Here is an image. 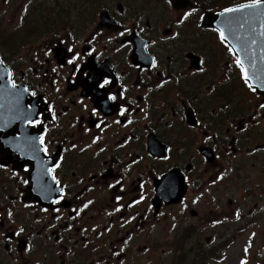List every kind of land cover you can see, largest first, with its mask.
Returning <instances> with one entry per match:
<instances>
[{"label": "flooded vegetation", "instance_id": "obj_1", "mask_svg": "<svg viewBox=\"0 0 264 264\" xmlns=\"http://www.w3.org/2000/svg\"><path fill=\"white\" fill-rule=\"evenodd\" d=\"M97 5L92 16L88 0H0V58L22 87L14 103L23 112L18 123L3 120L8 109L0 112L1 257L29 264L45 232L50 247L66 245L82 229L109 226L111 235L119 220L112 242L102 231L86 241L111 247L106 255L96 250L95 264H116L135 240L164 227L163 220L170 225L176 208L179 250L207 231L198 252L213 253L216 263L225 247L239 263L240 251L253 261L262 256L264 95L245 78L233 47L202 27L198 5L176 13L198 12V26L215 34L206 44L181 38L185 23L178 19L161 40L133 9ZM15 25L22 27L16 41ZM97 203L105 210L88 225ZM31 218L44 233L28 228Z\"/></svg>", "mask_w": 264, "mask_h": 264}, {"label": "rangeland", "instance_id": "obj_2", "mask_svg": "<svg viewBox=\"0 0 264 264\" xmlns=\"http://www.w3.org/2000/svg\"><path fill=\"white\" fill-rule=\"evenodd\" d=\"M89 5L91 8H89L91 14L98 11L99 5H97V2L100 4L101 1H103V4H110L112 1L114 3L118 4L121 3L124 8H126L128 11H135V16L140 17V26H145V22L147 19H149V22L152 24L153 31H157V36L161 40H163L164 33L166 34V30L169 29L171 26L174 25L175 20L178 19V21L181 23H185L183 27L178 28L179 31H181V38L186 37H193L198 36L201 38H204V43L211 41L210 39L215 38V34L208 30H202L200 26H198L199 22L196 18V14L198 12L189 10L184 13L177 12L175 8H173L170 3L167 0H88ZM196 6L198 5L202 12L206 11H219L222 9H225L227 7L238 5L242 3H252L255 0H192ZM184 13V14H183ZM183 14L182 18L180 19L181 15ZM54 15V14H53ZM93 16V14H92ZM10 17L14 19L15 16V9L11 10ZM42 19V18H40ZM54 19V16L52 17ZM137 19V18H136ZM180 19V20H179ZM51 21V20H50ZM129 21V25H133L134 21L133 18L127 17L126 22ZM94 27V26H92ZM94 28H91L93 30ZM22 30V27H19L18 25L13 26L11 38L15 39L19 33V31ZM158 38V39H159ZM16 41V39L14 40ZM212 42V41H211ZM216 43V42H214ZM219 44V43H218ZM259 95L260 92H257ZM258 103V102H257ZM257 103L253 105V110H255ZM239 106L242 108L244 106H247L243 104L242 102H239ZM237 118H240L239 115H237ZM78 172H81V168H77ZM142 204H137L135 207L132 208V210H135V215L138 213V210L141 208ZM106 206V205H105ZM105 206H103V203H97L93 207V212H91L89 215H87V224L90 225L92 222H95V217H97V214L100 215V219L102 216L101 210H105ZM146 207V206H144ZM111 208V207H110ZM161 212H164L161 210ZM175 218L171 221L170 225H167L166 222L163 220V226L157 227L153 232L150 233L149 237L146 239H139L135 240V249L132 251H129L128 254L121 258L116 262V264H218L215 261H213V253H209V258L206 254L198 252V245H205L206 239L211 236L210 232H203L200 235L199 242L193 243L192 245H184V247L180 249V229L179 225H181L180 221V214L181 210L180 208L175 209ZM116 218V217H115ZM98 219V220H100ZM97 220V222H99ZM108 220V219H107ZM115 223L113 234H107L105 233L104 227L101 230L92 231L91 229H87L86 231H83V229L79 232H76L73 235L74 239L68 242V244L65 245V243H58L56 246L50 247L49 246V240L48 243H45V236L46 232L44 233V229L37 226L34 222V219L31 218L28 221V228L30 230H39L40 233L43 234V238L37 242L36 247L34 250L30 253H28V259L27 262L29 264H32L33 262H39L40 264H82L83 259L85 258L86 261L83 264H95L96 260L99 257L98 252L96 251H104V255L108 254L109 250H111V247H106L105 245H101V242L95 241L94 239H91L90 242H86L89 235H92V238H99L95 234L97 232L102 231L103 236L102 238L106 240L107 242H112L116 235L121 234V232L116 230V226L119 224V220H114ZM173 223L176 224V226L172 225ZM31 224H34V227L31 226ZM77 224H79L78 220H76V227ZM114 226V225H113ZM53 227V226H51ZM50 227V229H51ZM173 227H177L175 231H173L171 234H169L166 230H170ZM85 228V227H84ZM134 226L131 228L133 229ZM136 236V235H135ZM51 237H54L51 234ZM50 237V238H51ZM139 238V237H138ZM47 240V238H46ZM264 242V235L258 234L257 235V241ZM147 242V246L144 245V243ZM108 246V244H107ZM87 251H93V254H89ZM226 253V254H225ZM84 254V255H83ZM236 252H234V257L236 256ZM224 255L230 256L229 249L225 247V250L219 251L216 254L217 258H221ZM239 257L244 259V264H252V254L248 251L246 253H242L240 251L238 253ZM103 257V256H102ZM101 257V259H102ZM101 259H99L101 261ZM82 260V262H81ZM255 261L264 262V252L262 253V256L255 255V259L253 261V264H255ZM0 263L1 264H12L10 261H8V258L5 259L4 257H1V249H0ZM99 264V263H98ZM220 264H239V260L237 258H226L224 261H221ZM241 264V263H240Z\"/></svg>", "mask_w": 264, "mask_h": 264}, {"label": "water", "instance_id": "obj_3", "mask_svg": "<svg viewBox=\"0 0 264 264\" xmlns=\"http://www.w3.org/2000/svg\"><path fill=\"white\" fill-rule=\"evenodd\" d=\"M170 2L178 10L192 5L189 0H170ZM246 5H253V7H246ZM230 9H238V11L207 12L202 25L204 28H214L224 33L223 39L233 47L251 87L264 94V0H261L259 5L254 2ZM0 85V95L4 101L6 100L0 103V106L4 107H0V112H5L7 109L5 106L10 102L11 93H15L20 88L12 86L10 70L1 61ZM9 92L10 99H7ZM159 186L160 184L156 186V202H161L165 198L161 196L163 190Z\"/></svg>", "mask_w": 264, "mask_h": 264}, {"label": "snow or ice", "instance_id": "obj_4", "mask_svg": "<svg viewBox=\"0 0 264 264\" xmlns=\"http://www.w3.org/2000/svg\"><path fill=\"white\" fill-rule=\"evenodd\" d=\"M260 3H261V0H255V4L256 5H259ZM246 7H253V5H246ZM226 11L232 12V11H238V9H227ZM220 35H221V38L223 39L224 38V33L221 32ZM237 63H240V61L238 60Z\"/></svg>", "mask_w": 264, "mask_h": 264}]
</instances>
